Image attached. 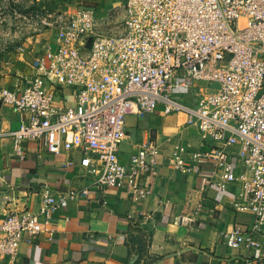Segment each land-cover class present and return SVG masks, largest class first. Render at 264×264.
<instances>
[{"label": "built area", "instance_id": "obj_1", "mask_svg": "<svg viewBox=\"0 0 264 264\" xmlns=\"http://www.w3.org/2000/svg\"><path fill=\"white\" fill-rule=\"evenodd\" d=\"M22 19L29 36L53 35L28 68L0 88V103L24 115L16 129L0 126V137L12 140L19 160L28 141L52 154L64 151L63 166L76 165L86 186L57 199L46 184L36 214L10 211L1 224L0 258H13L24 235L39 234L40 218L47 222L53 209L77 195L125 186L138 202L146 193L140 175L154 168L158 145L150 136L142 139L128 164L118 149L128 133L127 117L150 116L161 107L164 115H185L204 148L174 144L168 163L175 169L211 164L207 179L223 189L234 180L229 150L244 147V209L255 223L234 227L223 243L261 259L264 0H121L103 15L82 1Z\"/></svg>", "mask_w": 264, "mask_h": 264}, {"label": "crops", "instance_id": "obj_2", "mask_svg": "<svg viewBox=\"0 0 264 264\" xmlns=\"http://www.w3.org/2000/svg\"><path fill=\"white\" fill-rule=\"evenodd\" d=\"M82 1L93 3L98 15L121 3V0H35V6L39 10L65 11ZM1 6L3 13L7 11L5 1ZM29 35L20 42L5 86L14 82V75L28 68L53 31ZM158 109L146 117L147 125L156 129L159 154L154 168L140 175L146 193L138 202H133V195L125 186L70 198L65 207L53 209L47 222L40 218L39 234L30 238L24 235L14 257L0 258V264H264V223L258 236L262 247L259 260L223 243V235L234 227L245 230L255 223L254 215L244 209L242 188L249 177L243 164L244 147L238 144L229 150L235 167L234 180L223 189L213 186L207 179L211 164L188 172L168 163L176 143L188 142L196 151L204 148L195 126L174 135L179 114L164 115L161 107ZM23 117L0 103L2 130L16 129ZM143 121L127 117L128 133L118 149L124 164H128L142 140L137 126L144 127L139 125ZM175 136L182 141L168 148L169 140ZM25 151V158L19 160L12 140L0 137V237L1 224L10 211L37 213L43 185L47 184L57 199L86 186L76 165L63 166L68 158L64 151L49 153L35 141H28Z\"/></svg>", "mask_w": 264, "mask_h": 264}, {"label": "rangeland", "instance_id": "obj_3", "mask_svg": "<svg viewBox=\"0 0 264 264\" xmlns=\"http://www.w3.org/2000/svg\"><path fill=\"white\" fill-rule=\"evenodd\" d=\"M4 1L7 11L3 13L2 10L4 7L1 6V3ZM37 11H41V9H37L35 6V0H0V16L2 17V22L0 23V88L2 85L5 86V80L7 76H10L11 74L15 53L20 46V42L25 40L31 32L29 25L23 21L22 17L28 13H37ZM62 92L68 93L69 90L65 89L60 91V93ZM66 100L67 105H71V98L66 97ZM158 111L160 112V109H158ZM143 119L144 121L139 125L144 127L137 126V128H140L141 139H143L145 135H149L151 138L154 137L155 139L156 129L153 126L147 125L149 118L143 117ZM185 120L186 117L179 114V122H175L176 124L174 123V135L179 134L180 130L183 128L193 127L188 123H183ZM180 141L182 140H179V137L175 136L169 140L167 146L169 148L170 145L172 146L174 143ZM140 246L141 248H144L145 243L141 241Z\"/></svg>", "mask_w": 264, "mask_h": 264}]
</instances>
